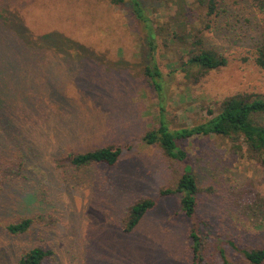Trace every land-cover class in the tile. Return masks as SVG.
Instances as JSON below:
<instances>
[{
    "label": "rangeland",
    "instance_id": "374dc122",
    "mask_svg": "<svg viewBox=\"0 0 264 264\" xmlns=\"http://www.w3.org/2000/svg\"><path fill=\"white\" fill-rule=\"evenodd\" d=\"M142 1L156 20L180 11L175 0ZM180 2L190 22L202 21L196 0ZM216 8L206 43L226 55L228 65L196 85L177 72L166 108L172 128L205 121L207 108L229 95L264 93V69L254 61L261 15L245 0H216ZM49 33L53 39L46 41ZM147 51L129 0H0V69L14 70L0 79L6 97L0 165L20 154L27 163V181L0 191V264H13L37 246L54 251L45 264H195V220L182 212L180 194L159 195L178 181L183 165L159 144L141 140L159 114L144 73ZM6 52L18 60L3 62ZM163 53L161 45L157 58L168 73ZM114 143L131 144L114 166L76 168L68 159L70 152ZM181 145L204 191L197 220L201 263L221 264L224 249L235 264H249L229 242L264 246V227L240 216L234 202L251 185L264 193V167L230 153L229 139L195 135ZM146 196L157 205L125 232L126 208ZM38 213L55 223L20 237L6 231L8 222Z\"/></svg>",
    "mask_w": 264,
    "mask_h": 264
},
{
    "label": "trees",
    "instance_id": "16d2710c",
    "mask_svg": "<svg viewBox=\"0 0 264 264\" xmlns=\"http://www.w3.org/2000/svg\"><path fill=\"white\" fill-rule=\"evenodd\" d=\"M110 1L115 5H121L128 0ZM245 1L249 2L255 12L262 16L256 24L258 38L254 61L261 69H264V0ZM129 2L132 13L141 24L144 33L145 44L148 48L144 73L156 93L159 108L157 124L146 131L141 140L147 144H159L169 158L179 161L183 165V172L178 181L173 185L162 187L159 190V195H181L182 212L195 220L191 232L194 240L195 264H202V236L198 231L197 220L199 195L204 191L198 185L190 158L182 147L181 141L195 135H212L229 139L230 153L242 158L247 157L264 167V93L238 92L229 95L215 104V107L207 108L205 121L193 126L172 128L166 108L168 93L177 72L184 74L188 85H196L211 71L228 65V57L216 48L207 45L205 38V31L212 27L214 17L218 13L216 0H196L197 6L203 9L205 14L202 21L201 18H196L194 22H190L185 15V5L180 0H175V5L180 9L179 13L165 21L154 19L142 0H129ZM53 36L52 33L44 35L46 41L47 39L52 40ZM161 45L164 46L165 53L163 54L168 60L166 64L170 69L168 73L163 72L161 62L157 58ZM4 54L3 62L18 60L11 53ZM31 54L34 55V52L24 55L30 56ZM11 74L14 75V70L0 69L1 80L7 79ZM16 87L15 85L12 87L16 93L21 91ZM4 98H6L4 94L0 95V120L2 119L1 109L5 104ZM4 115L6 114L4 113ZM2 144L4 143L2 142ZM130 148L131 144L114 143L86 152H70L68 159L71 165L76 168H88L102 164L114 166L118 164L125 150ZM19 157L21 160L17 162ZM19 157L0 165V191L10 184L27 181V163L22 154ZM156 205L157 198L150 196L143 197L129 205L121 218L123 230L132 232ZM234 206L240 216L257 224V227H264V193L258 190L255 185L243 188L238 193ZM44 214L23 216L18 221L8 222L5 229L10 235L20 237L32 233L38 226L48 228L55 223V219H49L48 217L54 216ZM229 243L231 247L244 254L249 264H264V246L241 247L233 240H230ZM220 253L221 264H235L228 259L224 249H220ZM53 255L52 249L37 246L23 253L13 264H45Z\"/></svg>",
    "mask_w": 264,
    "mask_h": 264
}]
</instances>
